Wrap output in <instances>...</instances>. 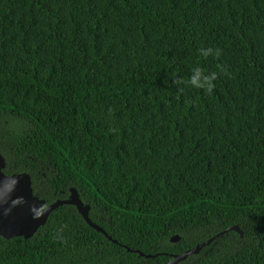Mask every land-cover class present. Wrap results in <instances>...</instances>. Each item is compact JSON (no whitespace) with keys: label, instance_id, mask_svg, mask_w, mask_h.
<instances>
[{"label":"trees","instance_id":"1","mask_svg":"<svg viewBox=\"0 0 264 264\" xmlns=\"http://www.w3.org/2000/svg\"><path fill=\"white\" fill-rule=\"evenodd\" d=\"M0 154L112 238L65 205L0 264H169L227 230L179 264H264V0H0Z\"/></svg>","mask_w":264,"mask_h":264},{"label":"water","instance_id":"2","mask_svg":"<svg viewBox=\"0 0 264 264\" xmlns=\"http://www.w3.org/2000/svg\"><path fill=\"white\" fill-rule=\"evenodd\" d=\"M6 162L0 154V237L10 240L23 237L25 240L32 238L36 232L48 222L50 215L62 206H74L78 213L83 217L85 222L107 236L112 240L106 232L94 224L89 217L91 207L85 205L76 189H70V196L66 200H57L54 203L47 205L45 200L34 195L32 188L31 176L27 173L14 174L6 176L4 170ZM11 178V181H9ZM243 236L239 227L235 226L230 229ZM229 230L213 237L212 239L199 244L193 249L186 251L181 255H175L169 264H179L186 260L189 256L199 254L205 247H208L216 238L222 236ZM180 240L179 236H174L171 239L172 243H177ZM116 243V241H114ZM130 252H136L140 256L150 258L139 251L127 249Z\"/></svg>","mask_w":264,"mask_h":264},{"label":"clouds","instance_id":"3","mask_svg":"<svg viewBox=\"0 0 264 264\" xmlns=\"http://www.w3.org/2000/svg\"><path fill=\"white\" fill-rule=\"evenodd\" d=\"M207 54H208L207 52L204 53V55H207ZM215 78H216L215 73H211L208 76H204L203 72L200 69H196L195 75L191 78L190 82L197 87H205L206 86L207 90L210 91L211 88L213 87L212 81ZM9 181L12 182L11 178H9Z\"/></svg>","mask_w":264,"mask_h":264}]
</instances>
